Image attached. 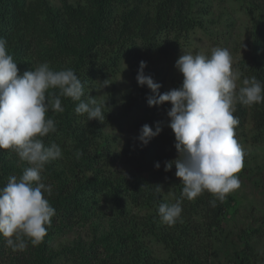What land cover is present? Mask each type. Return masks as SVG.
Listing matches in <instances>:
<instances>
[{
	"label": "trees",
	"instance_id": "obj_1",
	"mask_svg": "<svg viewBox=\"0 0 264 264\" xmlns=\"http://www.w3.org/2000/svg\"><path fill=\"white\" fill-rule=\"evenodd\" d=\"M192 1L78 0L77 5H64L54 10L45 0H0V38L6 40L8 54L17 63L19 75L47 63L55 71L73 70L84 87L103 73L107 65L115 67L121 57L135 56L136 44H140L144 51L156 49L161 53L165 52L160 45L163 39L168 40L173 35V40H177L181 34L188 35L198 25L191 8ZM239 1L245 4L246 13L252 17L251 38L257 47L248 61H239L238 69L243 78L256 77L264 85V0ZM201 12L207 11L201 9ZM106 46H112L113 55L103 52ZM180 86L181 83H176L170 90ZM52 91L49 90L50 93ZM70 100L61 97V104L68 105ZM136 104L140 106L137 98L131 106ZM162 106L166 115L162 119L168 124L167 111L171 106ZM235 107L234 115L239 119L235 131L243 130L249 120L256 135L264 136V103L251 107L237 103ZM68 111L70 109L65 107L64 113L68 114ZM72 112L65 117V122L60 123L61 126H56V132L42 138L45 146L55 143L61 148L62 158L51 163L57 168L63 167L66 177H69L67 183L51 186V195L45 193V198L55 209L57 217L70 225L83 217L87 208L94 207L101 196L115 208L123 226L133 231L122 238L127 243L125 252L131 254L126 264H140L142 259L146 264H155L150 255L139 253L142 246L133 237L134 228L143 224L146 218L138 217L134 211L150 212L148 221L156 218L157 224L161 219L158 206L161 203L173 204L181 198L183 185L175 176L174 164L171 170L165 171V163L178 158L174 134L166 127V133H160L146 146L139 147L138 156L133 159L138 171L119 173L118 177H109L111 179L102 176L98 179L87 174L85 162L99 164L111 151L106 139L97 147L95 137H101L100 132L96 136L89 132L90 127L102 128V121L86 122L75 109ZM6 151L0 149V187L6 186L4 178L10 169V162L5 159ZM157 163L160 166L151 178L141 175L150 166L157 170ZM162 183L172 189V203L157 191L156 187L162 188ZM212 200L211 194L205 192L191 201L186 200L185 205L182 201V213L177 222L172 226L162 223L164 227L156 237L168 252L165 264H209L211 258L220 257L221 250L219 252L214 247L212 239L215 233L223 231L222 220L229 194L223 202L217 200L215 207L210 204ZM247 236L244 235L245 238ZM228 237V234H223L224 240L219 242L224 243ZM242 243L237 245L231 239L226 244V251L221 252V255L229 254L223 259L218 258L217 264H258L250 242ZM121 255L126 256L127 253L122 251ZM46 260L24 254L16 264H46ZM260 260L264 264V259Z\"/></svg>",
	"mask_w": 264,
	"mask_h": 264
},
{
	"label": "rangeland",
	"instance_id": "obj_2",
	"mask_svg": "<svg viewBox=\"0 0 264 264\" xmlns=\"http://www.w3.org/2000/svg\"><path fill=\"white\" fill-rule=\"evenodd\" d=\"M45 1L49 2L54 10L78 3V0ZM191 8L198 25L188 35L181 34L177 40H173V35H170L168 40L163 39L164 42L160 45L165 52L160 53L156 49L144 51L140 44H136L135 56L121 57L115 67L107 65L103 73H99L95 80L84 86L81 100L87 101L90 95L97 97L98 102L106 103L103 109L106 114L105 121L101 122L103 127H90L89 132L93 136L101 133V137H95L98 141L97 147L100 142H104L103 139L108 140L111 147V151L104 156L106 159H102L99 164L85 162V170L90 177H118L119 173L138 171L139 167L133 159L138 156L141 146L137 139L141 127L147 124L155 130L159 124L162 128L160 133H166L167 122L162 119L166 116L163 114V106L148 107L147 99L152 93L146 87L137 85L136 76L141 61L146 63L144 74L151 76L161 85L159 92L162 94L169 91L174 84H182L183 77L174 67L181 55H210L215 47L226 48L231 53L233 69L240 74L237 88L242 86L244 78L238 69V63L240 60L248 61L257 47L251 38L253 20L246 13L245 4L239 0H204V3L201 0H193ZM201 9L207 12H201ZM103 52L114 54L112 46L104 47ZM52 92L57 93L58 90ZM136 98L140 106L136 104L132 107L131 104ZM78 103L79 101L71 99L68 105L61 104L64 111L65 107L70 109L68 114L50 110L46 117L53 119L55 126H61L60 123L65 122ZM84 118L88 122L85 116ZM255 132L249 120L243 130L235 131V138L244 153L243 167L236 174L240 187L229 193L227 210L222 220L223 231L215 233L212 242L219 252L221 250L224 253L226 244L230 243L231 239L237 245L248 240L258 264H263L260 259H264V136H257ZM6 152L5 159L10 162V169L4 178L7 183L10 176L19 178L24 168L29 165L20 161L10 150ZM64 171L63 167L57 168L49 162L41 173L42 182L50 186L67 183L69 177H66ZM157 171L158 169L150 166V169L143 171L141 175L151 178ZM171 190L162 183L160 192L169 203L173 201ZM186 200L183 199L184 205ZM134 212L139 214L138 217L146 218L143 224L134 228L133 237L142 246L140 255H150L155 264H165L168 252L156 237L164 227L162 220L159 219L155 224L156 218L148 221L150 212ZM153 223L154 226L151 225ZM129 232L133 231L123 226L122 221L117 218L115 208L100 196L94 207L87 208L84 216L70 225L57 217L55 212L50 225L47 226V234L35 247L29 243L25 250L14 251L6 246L4 239L0 237V264H16L24 254L46 258V264H126L131 254L125 252L127 243L123 242L122 238ZM223 234H228L229 237L221 244L219 240H224ZM244 235L248 236L245 238ZM122 251L127 255L122 256ZM221 252L218 257L220 259L229 254L221 255ZM218 258H211L209 264H217ZM140 264H146V261L142 259Z\"/></svg>",
	"mask_w": 264,
	"mask_h": 264
},
{
	"label": "clouds",
	"instance_id": "obj_3",
	"mask_svg": "<svg viewBox=\"0 0 264 264\" xmlns=\"http://www.w3.org/2000/svg\"><path fill=\"white\" fill-rule=\"evenodd\" d=\"M6 44L0 38V149L10 150L29 165L19 178L10 176L6 186L0 187V237L15 251L25 250L29 243L39 245L55 215L45 198L52 188L42 182L41 173L47 163L62 158V150L55 143H43V137L57 131L54 120L46 114L50 110L63 112L61 97H66L79 101L75 112L87 121H105L106 103L90 95L87 101L81 100L84 87L71 69L55 71L42 63L34 71L19 75ZM232 63L226 48L215 47L210 55L183 54L174 65L183 77L181 86L161 94V85L144 74L146 63L140 62L136 81L152 93L148 107L171 106L167 127L174 134L178 158L166 162L165 171L174 164L175 176L183 187L175 203L158 206V215L168 226L180 218L183 199L191 201L207 192L215 207L217 200L223 202L227 194L240 187L236 174L243 167L244 153L235 138L239 124L235 105L264 103V85L251 77L244 78L237 88L240 74ZM161 131L159 124L155 130L145 124L137 139L146 146ZM159 166L155 165L157 169ZM156 189L161 191L159 186Z\"/></svg>",
	"mask_w": 264,
	"mask_h": 264
}]
</instances>
